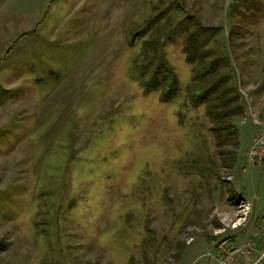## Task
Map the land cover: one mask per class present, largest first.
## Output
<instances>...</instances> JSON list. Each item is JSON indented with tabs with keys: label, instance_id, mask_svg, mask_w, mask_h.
I'll return each mask as SVG.
<instances>
[{
	"label": "rangeland",
	"instance_id": "rangeland-1",
	"mask_svg": "<svg viewBox=\"0 0 264 264\" xmlns=\"http://www.w3.org/2000/svg\"><path fill=\"white\" fill-rule=\"evenodd\" d=\"M196 23L222 28L199 38L232 61L237 143L218 145L188 99ZM156 27L178 78L167 101L141 81ZM254 118L264 125V0H0V264H217L219 240L253 233L244 260L259 256Z\"/></svg>",
	"mask_w": 264,
	"mask_h": 264
},
{
	"label": "trees",
	"instance_id": "trees-1",
	"mask_svg": "<svg viewBox=\"0 0 264 264\" xmlns=\"http://www.w3.org/2000/svg\"><path fill=\"white\" fill-rule=\"evenodd\" d=\"M178 23H181V20ZM221 29L220 26L196 23L194 30L187 29L183 48L185 61L192 65V79L186 86L188 99L193 105H204L205 115L212 123L211 129L218 145L237 143L238 133L233 119L244 113V100L237 88L236 75L229 55L224 51V47L219 49L207 46V40L199 38V34L205 32L214 36L215 32ZM160 32V27L154 28L151 37L142 43L141 56L143 55L144 60L140 68L144 77L141 81L146 90L158 89L159 98L167 101L177 93L178 78L173 66L161 51L163 42ZM136 36V33H132V41ZM226 240H219L215 248L219 249L226 244Z\"/></svg>",
	"mask_w": 264,
	"mask_h": 264
},
{
	"label": "built area",
	"instance_id": "built-area-1",
	"mask_svg": "<svg viewBox=\"0 0 264 264\" xmlns=\"http://www.w3.org/2000/svg\"><path fill=\"white\" fill-rule=\"evenodd\" d=\"M254 122L260 126L256 136L253 139V145L248 151L249 161L251 163H262L264 164V125L254 118ZM264 235V234H263ZM253 237H259L256 233H253ZM253 237L248 242L240 247H231L228 243L222 245L215 252V258L217 264H233L237 254L242 258L240 264H263L264 263V249L261 254L257 257L253 256L249 260H244V257H248L251 254V250L254 247ZM260 237L264 238L260 235ZM264 246V239H263Z\"/></svg>",
	"mask_w": 264,
	"mask_h": 264
},
{
	"label": "crops",
	"instance_id": "crops-1",
	"mask_svg": "<svg viewBox=\"0 0 264 264\" xmlns=\"http://www.w3.org/2000/svg\"><path fill=\"white\" fill-rule=\"evenodd\" d=\"M257 239H260V240H261V243H262V245H263V239H264V238L260 237V238H257ZM255 247H257V244H256L255 241H254V247H253V249H254ZM253 249H252V251H251V254H252V255H253V251H254Z\"/></svg>",
	"mask_w": 264,
	"mask_h": 264
},
{
	"label": "clouds",
	"instance_id": "clouds-1",
	"mask_svg": "<svg viewBox=\"0 0 264 264\" xmlns=\"http://www.w3.org/2000/svg\"><path fill=\"white\" fill-rule=\"evenodd\" d=\"M214 212H215L217 215H219V214H220V213H219L217 210H215V209H214Z\"/></svg>",
	"mask_w": 264,
	"mask_h": 264
}]
</instances>
